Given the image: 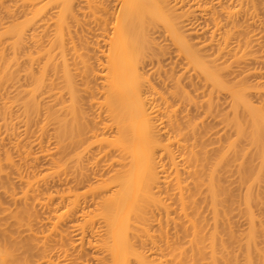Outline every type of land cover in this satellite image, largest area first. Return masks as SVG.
<instances>
[{
    "label": "bare ground",
    "instance_id": "6f19581e",
    "mask_svg": "<svg viewBox=\"0 0 264 264\" xmlns=\"http://www.w3.org/2000/svg\"><path fill=\"white\" fill-rule=\"evenodd\" d=\"M5 1L0 264H264L260 0Z\"/></svg>",
    "mask_w": 264,
    "mask_h": 264
},
{
    "label": "rangeland",
    "instance_id": "374dc122",
    "mask_svg": "<svg viewBox=\"0 0 264 264\" xmlns=\"http://www.w3.org/2000/svg\"><path fill=\"white\" fill-rule=\"evenodd\" d=\"M223 1H225V0H223ZM227 1H228V0H226V1L224 2V4L229 3V5H230V4H237V3L240 2V1L237 2V0H236L235 2H232V3L229 2V1L227 2ZM242 1H245V0H242ZM242 1L240 2L241 4H244V5H241L242 7H240V3H239V4L236 5V6L239 5L238 8H237L236 6H233V5H232L233 7L230 5L232 8H231L230 6H229V7H226L227 4L224 5V8H225V7H226L225 9L228 8V9L226 10L227 12H228L229 9H232V10L234 9V10L236 11L235 8H237V11H238V9H240V8H241V9H242V8L244 9L243 6H245V5L247 6V4L249 5V3L251 2V1H250L249 3L245 4L246 2H248V0H246L244 3H242ZM257 1H259V0H256V1L253 0V2H255L254 4L258 3ZM260 1H263V0H260ZM260 1H259V3L257 4V8H258V9H259V8H262V9H260V10H261V11H260L261 13L257 10V8H253V7H252V8L250 9V7L253 6V2L251 3L252 5H251V4L249 5V8L245 6V9L247 8V9H250V10H252V11L255 10V12L258 13V15L255 14V18H256V20H258V21H256V20L253 21V20L251 19L252 16H251V18H250V16H248V14H250V13H248V14L246 13V14H245V15L248 16V18H246V19L250 20V21H249V22H250V25H251V22H252V21H253L252 23H255V25H256V27H254L255 25L253 26V24H252V27H251V26L248 24L249 27L253 28L254 32H258V34H260L259 30L261 31V30L264 28V16H263V15H264V11H263V10H264V8H263V7H264V5H263V4H264V3H263L264 1H263L262 3H261ZM4 3H6L7 5H8V3L11 4V5H13V4H12V3H13L12 0H11V1H9V0L7 1V0H6ZM259 4H262V5L260 6ZM4 5H5V4H4ZM11 5H9V6H11ZM227 6H228V5H227ZM255 6H256V5H254V7H255ZM258 6H260V7H258ZM262 6H263V7H262ZM224 8H223V9H224ZM218 9H220V7H219ZM218 9H217V14H215V15H218V11H219ZM223 9H220L219 13H220L221 11L223 12ZM51 11H53V10H50V13H51ZM210 11H211V10H210ZM210 11H209V12L206 11V13L210 14ZM224 11H225V10H224ZM226 11L224 12V14L227 13ZM235 11H234V12H235ZM237 11H236V12H237ZM239 11H240V10H239ZM245 11H247V10H245ZM245 11H243V12L240 11L239 13H240V14H241V13L243 14ZM0 12H1V13H0V17H3V22H5L6 20L8 21V19H9L10 17L8 16V19H7V16L4 15V13H2L3 10H1V9H0ZM222 12H221V13H222ZM230 12H231V11H230ZM236 12H235V14H232L233 16L231 15V17H233L232 19H234V17H237L236 14H238V13H236ZM248 12H249V10H248ZM50 13H49V11H47V14H48V15H50ZM221 13H220V14H221ZM232 13H233V12H232ZM251 13H252V12H251ZM259 13H260V14H259ZM262 13H263V14H262ZM47 14H46V15H47ZM204 14H205V13H204ZM204 14L202 15V17H201V19H200V21H201L200 23H202L203 21H205L204 18L207 17V15H206V17H203V16H205ZM224 14H221V16L224 15ZM240 14H239L237 20L239 19L240 23H242V22H244V21L240 20V17H242V14H241V16H240ZM1 15H2V16H1ZM3 15H4V16H3ZM245 15L243 14V16H245ZM250 15H251V14H250ZM252 15L254 16V11H253V14H252ZM256 15H257V16H256ZM260 15H261V17H260ZM44 16H45V15H44ZM209 16H210V15H209ZM209 16L207 17V19L209 18ZM225 16H230V14H226ZM258 16H259L260 18H258ZM46 17H47V16H46ZM79 17H80V16H79ZM218 17H219V15H218ZM222 17H223V16H222ZM245 17H246V16H245ZM42 18H43V17H42ZM219 18H220V19H219ZM219 18H218V19L221 21V17H219ZM255 18H253V19H255ZM257 18H258V19H257ZM262 18H263V19H262ZM5 19H6V20H5ZM202 19H203V20H202ZM227 19H229V18H227ZM227 19H226V17H225V19H224V20H225V23H224L223 19H222V21H221V23L223 22V24H225V26H226V24H228V22L226 23V20H227ZM235 19H236V18H235ZM235 19H234V21H235ZM242 19H243V18H242ZM45 20H46V19H44V21H45ZM210 20H212V18L209 19L208 21H210ZM237 20H236V21H237ZM243 20H244V19H243ZM251 20H252V21H251ZM262 20H263V22H262ZM42 21H43V20H41V23H44V21H43V22H42ZM46 21H49V20L47 19ZM206 21H207V20H206ZM206 21H205V22H206ZM217 21H218V20H217ZM220 21H219V22H220ZM227 21H228V20H227ZM234 21H233V22L231 21V22H232V23H235ZM245 21L248 23L247 20H245ZM260 21H261L262 29H261V27H260L261 25L259 24ZM38 22H39V19H38ZM205 22L202 23L203 26H204ZM231 22H230V20H229V24H228V25H230ZM237 22H238V21H237ZM258 22H259V23H258ZM35 23H36V22H35ZM41 23H40V24H41ZM208 23H213V22H208ZM70 24H71V23H70ZM213 24H214V23H213ZM213 24H212V26L214 27ZM243 24L245 25L246 23H243ZM37 25H38V23H37ZM206 25H207V22H206V24H205V27H206ZM220 25H221V24H220ZM228 25H227V27H228ZM233 25H234V24H233ZM233 25H232V26H233ZM236 25H237V24H236ZM236 25H234V26H236ZM240 25H241V24H240ZM240 25H239V27H240ZM248 25H247L246 27H248ZM257 25H258V26L260 25V26L258 27V30L256 31V29H257ZM39 26H40V25H39ZM207 26L209 27V26H211V25L209 24V25H207ZM221 26H222V25H221ZM221 26H220V27H217V26H216V28H215V27H214V28H215V29H218V28H219L220 31H221V29H222V31H221L222 34H220L222 37H223L224 33H225V34L227 33L228 36L230 37V35H229L230 32H229L228 30H231V29H232L233 32H236V31L239 30L238 27L236 28V27L233 26V28H232L231 25H230L231 29L228 28V30H226L227 27H225L224 25H223L222 28H221ZM241 26H242V25H241ZM35 27H37V26H35ZM205 27H204V28H205ZM208 27H207V28H208ZM224 27H225V28H224ZM37 28H38V27H37ZM214 28L211 27V28H209V29H205V31L208 32L209 30L214 29ZM220 28H221V29H220ZM223 28L225 29V31L223 30ZM240 28H241V27H240ZM243 28H244V27L242 26V29H243ZM35 29H36V28H35ZM237 29H238V30H237ZM242 29H241V30H242ZM207 30H208V31H207ZM219 30H218V31H213V30H211V31H209V32L207 33V36H208V37L211 36L212 31H213V33H215V34H216V32L219 33ZM247 30H248V29H246V30L243 29V32H244V31L247 32ZM253 30H251V31L253 32ZM29 31H30V30H29ZM227 31H228V32H227ZM262 31H264V29H263ZM206 32L204 33V36H206ZM223 32H224V33H223ZM233 32H232V33H233ZM239 32H241V31H239ZM243 32H241V33L243 34ZM246 32L243 34V38H240V37L237 38L236 33H235V34L233 33V36H232L233 38H232V37H230V38H229V37H225V38L223 37V38H221V37L219 36V34H218V36H216V35L213 34V33H212V34H213L212 37L214 38V35H215V37H220V38H219L220 41L223 39V41H222L223 43H222V44L220 43L221 45H220L219 48L222 49L223 51H226V50H228V49H227V45L229 44L228 46H230V45L232 44L231 41H232V42H235V40H233L234 38H235L236 40H237V39H240V40L242 39V41H247L248 39L246 40V35H248V34L250 33V31H249V33L247 32V34H246ZM252 32H251V36H255L256 33H254L255 35H254V34L252 35ZM262 33H264V32H261V34H262ZM88 34H89V33H88ZM209 34H210V35H209ZM237 34H238V32H237ZM239 34H240V33H239ZM258 34H257V35H258ZM86 35H87V34H86ZM231 35H232V34H231ZM257 35H256V37H257ZM262 35H263V34H262ZM262 35H258V39H260L259 36H262ZM224 36H227V35H224ZM234 36H235V37H234ZM239 36H240V35H239ZM241 36H242V35H241ZM244 36H245V37H244ZM251 36L249 35V37H251ZM263 36H264V35H263ZM263 36H262V37H263ZM25 37H26V36H25ZM208 37L206 38V40L208 39ZM249 37H247V38H249ZM256 37H255V38H256ZM87 38L90 39V38H91V34H90V36L88 35ZM93 38H94V37L92 36V39H90V40L93 41ZM95 38H96V37H95ZM95 38H94V39H95ZM191 38H194V36L191 37ZM195 38H196V37H195ZM204 38H205V37H204ZM210 38H211V37H209V39H210ZM226 38H228V39L226 40ZM255 38L252 37V43H251L250 41H248V42H250L251 44H253V42H254L253 45H256V44H257V48H258V45H259L258 43H259V42H257V43L255 44ZM88 39H87V40H88ZM199 39L202 40V37L199 38ZM209 39H208L207 41H209ZM211 39H212V38H211ZM216 39H217V38H215L214 41H217V40H218V39H217V40H216ZM224 39H225V40H224ZM244 39H245V40H244ZM249 39H251V38H249ZM256 39H257V38H256ZM258 39H257V40H258ZM263 39H264V38H262V41L260 42L262 46L259 45L260 50H259V48L257 49V50H259V51H261V50L264 48V44H263V43H264V40H263ZM195 40H198V39H193V40H191V41H195ZM228 40H229L230 43L228 42V44L225 43V45H224V42H227ZM253 40H254V41H253ZM92 41H91V42H92ZM207 41H206V42H207ZM212 41H213V39L211 40L210 43H211V44H214V43H213L214 41H213V42H212ZM220 41H217V43L220 42ZM242 41H240V42H242ZM258 41H259V40H258ZM238 42H239V41L237 40V43H238ZM215 43H216V42H215ZM217 43H216V44H217ZM226 44H227V45H226ZM234 44H236V43H234ZM238 44H240V43H238ZM238 44H237V45H238ZM244 44L246 45V44H248V43H244ZM217 45L219 46V43H218ZM217 45H214V48L216 47V50L219 49V48H217ZM242 45H243V44H242ZM242 45H241V46H238V47H240V48H238V47H236V46L234 45V47L237 49V52H239L238 50L242 48ZM249 45H250V44H249ZM249 45H246V46L249 47ZM222 46H224L223 48H224V49L226 48V50H224L223 48H221ZM232 46H233V44H232ZM211 47H213V46H211ZM234 47H233V48L230 47L231 50H232V49H235ZM251 47H252V46H251ZM254 47L256 48V46H254ZM254 47H253V50H254ZM214 48L211 49V50H212V51H213V50L215 51ZM228 48H229V47H228ZM230 48H229V51H227V54H228V52L231 51ZM244 48L247 49L246 47H244ZM220 49H219V50H220ZM245 49H243V50H245ZM250 49L252 50V48H250ZM250 49H249V50H250ZM211 50L208 51V49H207V51H208L207 53H209ZM222 50H221V51H222ZM251 50H250V51H251ZM257 50H254L253 52L256 51V53H259V52H257ZM212 51H211V52H212ZM234 51H235V52L232 51V52L234 53L233 55H235V53H236V50H234ZM241 51H242V49H241ZM245 51H248V50H245ZM245 51H243L245 54H244V55H241V57L239 56L240 54L237 55V56H239V58H240V60L238 59L239 61H237V60H232V61H231V63L234 61V65H233V63L231 64V63L229 62L230 59H233V58H234V56H232L230 53H229V54L231 55V57H230L229 54L227 55L226 52H222V53L226 55V58H228L227 56H229L230 59L227 60V61L229 62L230 67H232V65H233L232 69H237V68L239 67L240 64H243V65L248 66V64H245V63H246V62L248 63V61H250V60H251V62H252V59H250V60L248 59L249 57H250V58L252 57V56H249V55L251 54L249 51H248V52H249L250 54L248 55L249 57L247 58L248 61L246 60L245 63H243V62L240 63V64L238 63L239 65L235 62V61L240 62L242 59H244V57L242 58V56H245V57H246L247 54H246ZM262 51H264V49H263ZM237 54H238V53H237ZM242 54H243V53H242ZM260 54H261V53H260ZM260 54H257V55H260ZM254 55H255V54H254ZM261 55H262V54H261ZM263 56H264V55L259 56V59H258V60H260V61H259L260 63H259V62L257 63L256 60L254 61L255 58H253V57H254V56H253V57H252V58H253V61L256 62V63H253V62H252V63L250 64V66L252 67V65L254 64L253 67H255L256 69H258L256 65H257V64H261V65H260L261 68H259V71H260V72H263V71H264V69H263L264 65L262 64V59H263L262 57H263ZM224 57H225V56H224ZM232 57H233V58H232ZM255 57H256V56H255ZM257 57H258V56H257ZM260 57H261L262 59H261ZM237 58H238V57H237ZM237 58H234V59H237ZM245 59H246V58H245ZM245 59H244V60H245ZM164 61H165V60H164ZM263 61H264V59H263ZM162 62H163V61H162ZM166 62H167V61L163 62V64L166 63ZM228 62H227V63H228ZM235 63L238 65V67L236 66ZM249 63H250V62H249ZM255 64H256V65H255ZM243 65H242V66H243ZM235 66H236L237 68H236ZM240 66H241V65H240ZM242 66H241V67H242ZM262 66H263V67H262ZM258 67H259V66H258ZM230 69H231V68H230ZM260 69H261V70H260ZM262 69H263V70H262ZM262 75H263V73H262ZM228 76L230 77V75H228ZM263 76H264V75H263ZM251 77H253V76H251ZM251 77H250V78H249V77L247 78V80H248V79L251 80V82L248 80V82H250V83H253L252 80H253L254 78H256V80H258V78H259V77H256V76H254L253 78H251ZM261 80H262V79H261ZM263 80H264V77H263ZM250 95H252V96L250 97L251 100L256 101V100L258 99V98L255 96V94H250ZM254 96H255V97H254ZM252 98H253V99H252ZM254 98H255V99H254ZM223 100H224V99L222 98V99H221V102H223ZM224 102H225V101H224ZM224 102L221 103V104L225 105ZM225 103H226V102H225ZM214 125H215V124H214ZM212 127H213V125H212ZM31 138H32V137H31ZM32 139H33V138H32ZM32 139H30V140H32ZM32 141H33V140H32ZM48 141H49V143H51L50 140H48ZM43 142H44V141H43ZM33 143L35 144L36 142H33ZM44 144H45V143H44ZM46 144H47V142H46ZM6 145H7V144H6ZM4 146H5V145H4ZM7 146H8V145H7ZM9 147H10V146H8V149H11V150H8V151H12L13 149H12L11 147H10V148H9ZM6 148H7V147H6ZM12 153H13V152H12ZM12 153H11V154H12ZM14 156H15V155H14ZM14 156H13V157H14ZM14 158H15V157H14ZM16 158H17V157H16ZM40 158H41V157H40ZM42 160H43V159H42ZM39 162H40V163H39ZM38 163L41 164V165L43 164V165L41 166V167L43 168L44 165H45V164H44V163H45V160L43 161V163H41V160L39 159ZM39 166H40V165H39ZM45 166H46V165H45ZM39 168H40V167H38V169H39ZM42 168H40V169H42ZM64 183H65V181L62 180L60 186L63 187L62 184L65 185ZM14 186H15V185H14ZM60 186H59V187H60ZM16 187H18V185H17ZM14 189L17 190V189H19V188H14ZM6 204H7V203H6ZM40 213H41V212H40ZM41 214H42V213H41ZM42 215H43V214H42ZM42 215L38 214V216H42ZM237 224H238V222L236 223V226H237ZM238 225L240 226V224H238ZM239 226H237V227H239Z\"/></svg>",
    "mask_w": 264,
    "mask_h": 264
}]
</instances>
